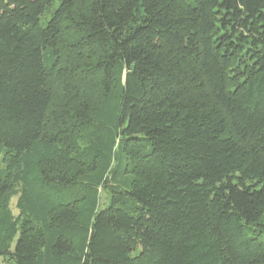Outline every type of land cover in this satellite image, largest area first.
I'll return each mask as SVG.
<instances>
[{"label": "trees", "instance_id": "1", "mask_svg": "<svg viewBox=\"0 0 264 264\" xmlns=\"http://www.w3.org/2000/svg\"><path fill=\"white\" fill-rule=\"evenodd\" d=\"M0 256L264 264V0H0Z\"/></svg>", "mask_w": 264, "mask_h": 264}, {"label": "rangeland", "instance_id": "2", "mask_svg": "<svg viewBox=\"0 0 264 264\" xmlns=\"http://www.w3.org/2000/svg\"><path fill=\"white\" fill-rule=\"evenodd\" d=\"M15 200H16V197H12L11 204H10V207H11V209H12L14 214L17 213V210H16V208L14 206ZM106 204H107L106 192L104 190H101V193H100V205H101V207H103ZM0 264H4L1 256H0Z\"/></svg>", "mask_w": 264, "mask_h": 264}]
</instances>
